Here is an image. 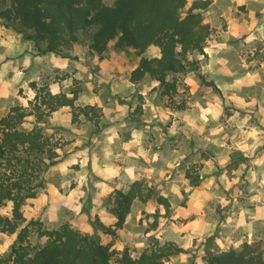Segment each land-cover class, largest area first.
I'll return each instance as SVG.
<instances>
[{
    "label": "crops",
    "instance_id": "1",
    "mask_svg": "<svg viewBox=\"0 0 264 264\" xmlns=\"http://www.w3.org/2000/svg\"><path fill=\"white\" fill-rule=\"evenodd\" d=\"M193 1L188 0V4ZM232 2L235 6L230 5ZM251 4L256 6L253 7ZM242 5H245V12L239 8ZM234 11L237 14L232 17ZM262 13L264 15V0H211L204 13L205 22L211 25L213 32L205 48L206 55L204 58H201V54L197 56L199 69L202 75L206 71L210 74L209 79L213 80L223 95L229 89L226 87V80L232 77L234 85L230 97L237 108L249 104L247 96L242 93L248 81L256 85L264 82V58L259 60L254 55L256 48L251 61L253 66L245 69L242 68L246 65L243 56L236 53L239 58V66L236 68L226 59L225 49H231L233 42L264 43V20L259 19ZM0 43L3 45L0 46L1 50L16 49L22 62L20 66L23 65V69H27L23 73L29 74L27 77L31 80L38 77L30 75L35 74L34 62L43 61L48 55L51 57L52 65L57 69L63 70L69 65L70 59L67 57L38 53L31 41L24 39L12 28L0 26ZM110 47L108 56L102 63L108 65L111 62L118 65L117 57L114 55L120 54L123 50ZM11 66L14 73H17L18 64ZM127 80L133 85L128 78ZM49 87L53 93L65 92L56 81L51 82ZM200 87L204 88L205 85L200 84ZM111 89V95L119 94L114 84L111 85ZM3 90H7L3 92V96L11 92V88L4 87ZM190 90L194 95L199 90V85L192 83ZM32 91L30 89L33 93L29 95L30 100L34 95ZM263 95L264 88L260 95L251 99L250 103L258 108L259 112L256 111V114L260 115L259 125L244 132L223 130V125L218 121L220 113L217 109L214 110L217 114L212 112L210 116H206L202 110L197 115L190 113L188 110L192 111L198 103L191 99L186 102L184 114L170 117V127L165 135L164 131H161L162 121L164 123L162 115H156L159 125L154 120L156 117L149 120L141 115L131 118L125 114L128 110L123 107L119 110V107L112 109L98 96L90 104L103 108L105 115L102 121L108 126L104 123L100 129H93L90 122L85 119L84 125L73 126L70 107L63 106L49 116L47 130L53 131L55 126L72 130L76 139L75 147L69 150L65 168L71 165L79 167L81 175L73 178L78 186L89 184L94 189L93 202L100 204L102 197L115 190L128 192L136 181L151 177L153 180L149 182L153 183L159 189V194L170 203L167 213L163 204H157L156 200L151 199L147 201L148 205L153 204L154 207L157 204L155 209H159L161 213V225L153 233L159 239L172 241L184 250L172 256L167 262H189L192 253L198 254L204 247L208 251L216 248L224 251L236 246L244 238L252 239L256 235L257 224H264V107L261 103ZM1 99L0 96V101ZM197 99L202 105L209 107H214L217 103L212 97L207 101L200 96ZM2 116L0 115V118ZM208 119L216 122L213 132L197 126L199 122L208 124ZM151 122L154 123L153 135L157 140L153 148L147 146L144 128ZM167 152L169 157L165 156ZM59 164L55 166L58 167ZM187 172L194 176L195 182L191 181ZM244 172L246 174L243 176ZM46 191L49 192L47 203H56L58 197L55 194V185L48 183ZM136 203L143 204L139 199H135L134 204ZM136 209L134 206L131 207L123 227L117 230L116 236L101 235L104 243H111L117 250L127 247L133 256L136 255L133 242L144 243L140 237L150 235V232L136 228L138 222L134 217L137 221L140 217V214L136 215ZM95 212L106 225H113L117 221V218L104 207H96ZM85 229L88 230L86 232L94 231L90 225ZM241 233L245 236L240 235Z\"/></svg>",
    "mask_w": 264,
    "mask_h": 264
},
{
    "label": "trees",
    "instance_id": "2",
    "mask_svg": "<svg viewBox=\"0 0 264 264\" xmlns=\"http://www.w3.org/2000/svg\"><path fill=\"white\" fill-rule=\"evenodd\" d=\"M210 3L211 0H194L191 4L188 0H0V26L20 33L39 53L67 58L72 57L70 52L78 43L86 45L89 54L99 59L112 45L119 50L134 49L139 55L156 46L160 54L141 56L129 79L137 83L148 76L158 82L162 94L173 95L178 87L175 75L195 71L206 82L199 72L197 56L206 55L213 32L204 17ZM206 83L220 93L213 82ZM30 85L35 95L29 105H12L0 118V231L17 232L9 253L0 252V264H166L184 251L172 241L156 240L133 256L127 247L117 250L102 241V234L117 235L135 199L147 202L152 197V192H143L141 181H136L128 192L114 191L110 212L117 221L106 225L95 216L93 232L82 231L69 221L49 228L41 219H27L23 212L26 200L45 188L46 171L60 160L61 144L52 142V134L43 123L63 106L72 109L73 123H80L82 115L97 130L103 116L101 107L79 106L76 90L69 96L63 91L53 93L48 83L39 86L33 81ZM29 116L35 117V125L27 129L22 125ZM187 176L195 182L190 172ZM157 197L169 213L167 198ZM7 201L11 202L10 212L2 213ZM251 241H244L239 248L232 246L211 253L206 264H264V241Z\"/></svg>",
    "mask_w": 264,
    "mask_h": 264
},
{
    "label": "rangeland",
    "instance_id": "3",
    "mask_svg": "<svg viewBox=\"0 0 264 264\" xmlns=\"http://www.w3.org/2000/svg\"><path fill=\"white\" fill-rule=\"evenodd\" d=\"M105 1L112 3L113 0ZM234 4V2H232V4L230 3V5ZM223 5H225V3H223ZM251 5L253 7L256 6V4ZM239 8H242V11L245 12V5H242ZM236 14L237 13L234 11L231 15L232 17H235ZM259 19L264 20L263 13ZM83 40L87 39L83 38ZM0 46L3 45L0 43ZM231 46V49H225V53L227 55L226 59L230 62L232 67L237 68L239 66V58L237 57L236 53H241L243 56L246 65L242 68L245 69L247 67L249 69L253 66L251 61L254 55H256L259 60L264 58V43L256 42L253 44L247 42L242 44L233 42L231 43ZM110 48L116 49L113 45ZM256 48L257 51H255ZM107 51L103 56L104 60L99 59L97 56L94 57L89 54L88 47L86 45L78 43L70 52L72 57L69 58L70 61L67 68L61 70L54 67L52 65L51 57L48 55L43 61H39L38 63L34 62L33 73L35 74L30 75H35L33 77H38L31 80L27 77L29 74L27 75L23 73L26 72L27 69L24 70L23 65L20 66L22 62L21 59L18 58L16 49L9 48L8 50H1L0 48V52L2 53L0 54V96L2 97L0 101V115L6 114L12 105L18 103L24 106L29 105V95L33 94L30 92V89L33 90L32 92H34L35 95V90L30 85L31 82L34 81L40 86L43 83L50 84L51 82L56 81L61 84L65 92L69 93V96H72L71 92L73 90L78 92L77 104L79 106L90 104L96 98V96H98V98L100 97L102 101L107 103V105L112 109H116V107H119L118 110L122 107L125 108V110H128L125 111V114L131 118L141 115L142 117L145 116L147 120H149L153 117L155 118L158 114L162 115L164 123L162 121L161 131H164L163 133H165V135H167V130L170 127V117H179L184 114L186 111V102L189 100L191 101V99L198 103L195 105L192 111L188 110L190 113L197 115V113H201L202 110V113H204L206 116H210L212 112L217 114V112H214V110L217 109L220 113V118L218 121L223 125V130L227 132H230L231 130L244 132L246 130H252L251 127H256L259 125L258 122L260 121V115L256 114V111L259 112L258 108H255L254 105H251L250 103L253 97L255 98L261 94L262 89L264 88V82H261V85H256L250 84V81H248L247 85L242 89V93L247 96V101L249 104L241 108L235 107L230 97L232 95V87L234 85L232 77L230 76L227 78L226 87L229 89L224 92L225 95H223L221 91L220 93L216 91L212 84L206 83L213 82L212 79H209L210 74L207 71L203 74L206 82H203L199 78L198 72L195 71H188L183 74L175 75L178 84L177 92H172L173 95H164L161 93L162 88L159 87L158 82L148 76L137 83L132 82L133 85H130L127 80V78L129 79L132 68L136 66L135 64L138 63L140 57L143 55L148 57L159 55L160 51L158 47L152 46L140 55L134 49L123 50L120 54L118 53V55H114V57H117L118 65H113L111 62L108 63V65L102 63L105 61V57L108 56L109 51ZM253 51L256 53L254 54ZM200 56L201 58H204V55ZM11 64H18L19 68L17 73H14V68L11 66ZM199 72L201 73L200 69ZM172 77L173 76L170 75L169 79ZM22 81L24 82L22 83ZM192 83H197L199 85V90L194 95L191 94L190 90ZM112 84L115 85L117 90L116 92L119 94L111 95ZM200 84L201 86L202 84L205 85V87L201 88ZM4 87L11 88V92L7 96L2 95L3 92H7V90H3ZM15 93L17 96H15ZM34 95H32V98H34ZM199 96L201 99L203 97L205 101L212 97V99H214L217 103H215L214 107L202 105L201 101L197 99ZM261 103L262 107H264V95L261 97ZM101 109L103 113V120L105 114L102 107ZM53 112L50 114V116L53 114ZM70 112L72 117L71 108ZM107 114H109V111H107ZM48 120L49 118H47V121ZM83 120L84 117L81 115L80 123L72 122V124L76 127L82 126L84 125ZM154 120L155 122H158L157 124L159 125L158 117H156ZM208 120V124L199 122L197 126L203 128L204 130L213 132L215 130L216 122H213V119ZM47 121L43 123V126L49 134H52V142L57 145L61 144L60 148L58 147V158H60L58 163L60 164L58 167L52 165L46 171L45 188L38 189V195L35 198H28L26 200V203L23 206V212H26L24 215L27 217V219H41L45 226L49 228L56 227L62 222L69 221L74 227L82 231H88L85 228L88 227V225L92 227V222L95 216H98L95 212L96 207H104L110 211V208L113 206L114 192L102 197V202H100V204H98V202H93L95 197L94 189L89 184H86L83 187L78 186L77 181H75L73 178L74 176L79 177L81 175L79 167L75 168L74 165H71V167L68 166L65 168L67 165V161L65 160L69 155V150L72 147H75L74 141H76V139L74 138L73 132H71L72 130L69 128L66 129L63 126H55L53 131H48L47 127L49 122ZM104 123L105 122L102 121L101 125ZM90 124L91 128H97L94 123L90 122ZM34 125L35 117L32 116L28 117L22 126L28 129ZM105 125H107V123H105ZM153 126L154 123L151 122L150 124H147L146 127H144L146 133L145 139L147 140V146L149 148H153L157 142L153 135V131H155ZM211 149L214 148L211 147ZM165 156L169 157V153L167 152ZM245 174L246 172L243 173V176ZM152 180L153 179H151V177H147L141 179L140 181L144 184L143 192L145 194L152 192V197L150 199L157 201V196L160 195L158 191L159 189H157L153 183L149 182ZM48 183L54 184L56 187L55 194L57 195L58 200L54 204L47 203L49 192L46 190ZM245 189L247 190V187ZM158 203L159 202L157 201V204ZM132 206L137 208L136 215L140 214L138 221L137 218L134 217L135 221L138 222L136 228L143 232H150V235L140 237L143 238L144 243L133 242V250L136 251L135 256H137L141 251L154 244L156 240L163 243L166 241V239H159L155 236V233H153L156 232L161 225V213L159 209H155L156 206L154 207L153 204L148 205V202H143V204H134L133 202ZM10 209L11 202L7 201L1 210L2 213H9ZM163 226L165 225L163 224ZM256 227L257 232L253 238L264 241V224L258 223ZM240 235L245 236L244 233H241ZM16 238L17 232L8 234L0 231V249H4V251L1 252L2 254L6 255L9 253L12 245L16 241ZM43 240L44 239H42V241ZM249 240L250 238L247 237V239L244 238L243 241L241 240L238 243L241 245L244 241ZM193 249L197 250L198 248ZM214 252L218 253L221 251L218 248L208 251L207 248L204 247L202 251H199L198 254L193 252L189 262H166V264H206L209 255Z\"/></svg>",
    "mask_w": 264,
    "mask_h": 264
},
{
    "label": "clouds",
    "instance_id": "4",
    "mask_svg": "<svg viewBox=\"0 0 264 264\" xmlns=\"http://www.w3.org/2000/svg\"><path fill=\"white\" fill-rule=\"evenodd\" d=\"M219 243V242H218ZM249 243H252L251 239L249 240ZM239 243L236 244V247L239 248ZM221 247L223 248V244H221ZM4 249H0V252H3Z\"/></svg>",
    "mask_w": 264,
    "mask_h": 264
}]
</instances>
